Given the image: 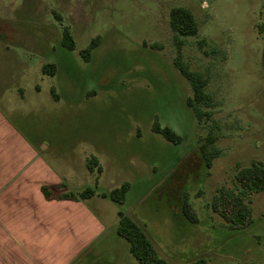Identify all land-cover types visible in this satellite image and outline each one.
I'll return each instance as SVG.
<instances>
[{
	"label": "rangeland",
	"instance_id": "obj_1",
	"mask_svg": "<svg viewBox=\"0 0 264 264\" xmlns=\"http://www.w3.org/2000/svg\"><path fill=\"white\" fill-rule=\"evenodd\" d=\"M174 7L188 8L199 25L196 36L181 38V51L213 98L211 107L198 105L210 113L202 119L175 65ZM263 16L264 0H0V67L26 92L20 99L8 88L2 100L15 104L11 117L39 148L49 147L54 163L94 155L107 186L129 182L117 209L151 226L152 217L169 221L190 205L209 239L199 250L177 249L182 260L169 264H192L195 256L207 264H264V191L247 198L254 224L246 229L230 228L211 208L219 188L238 189L239 168L264 165ZM67 27L74 50L62 42ZM98 36L86 60L81 52ZM48 63L57 65L55 75L43 72ZM0 83L10 84L3 69ZM156 122L182 141L155 132ZM209 136L220 153L207 169L199 148ZM174 220L180 233L190 226Z\"/></svg>",
	"mask_w": 264,
	"mask_h": 264
},
{
	"label": "crops",
	"instance_id": "obj_2",
	"mask_svg": "<svg viewBox=\"0 0 264 264\" xmlns=\"http://www.w3.org/2000/svg\"><path fill=\"white\" fill-rule=\"evenodd\" d=\"M2 69L10 86L0 83V264H140L129 243L118 235L121 210L117 203L100 195L117 186L105 184L108 179L102 162L95 156L103 167L97 175L88 170L91 156L86 154L57 163L49 159L45 155L49 147L39 148L11 117L15 104L2 100L8 88L20 99L26 96L22 85H11L13 71ZM44 187L51 197L45 195ZM88 187L97 193L82 200L59 198ZM127 214L145 226L167 264L182 260L175 254L177 249L199 245V250L209 239V229L192 211L193 220L185 210L176 211L168 216L169 221L164 215L152 217L148 220L151 226L134 212ZM177 217L190 224L182 227L184 232H179ZM182 253L186 256L188 251Z\"/></svg>",
	"mask_w": 264,
	"mask_h": 264
},
{
	"label": "trees",
	"instance_id": "obj_3",
	"mask_svg": "<svg viewBox=\"0 0 264 264\" xmlns=\"http://www.w3.org/2000/svg\"><path fill=\"white\" fill-rule=\"evenodd\" d=\"M170 27L175 34V41L179 50L175 65L190 82L193 91L192 96L188 98V105L195 109L200 119H202L204 115L210 116V113H203L198 108L200 104H204L208 107H211L213 104L212 96L206 93L205 90L207 80L199 72L189 68L182 59L181 51V46L183 44L181 38L196 36L199 32V25L193 13L188 8L174 7L170 11ZM258 32L264 35V16L263 22L258 25ZM100 41L101 37H96L92 40L90 46L81 52L86 60H89L91 52L98 47ZM62 42L69 50H74L76 48L74 38L68 27L64 29ZM56 71L57 65L55 63H48L43 66V72L45 74L55 75ZM153 130L163 135L170 142L180 143L182 141V137L174 130L167 126L163 127L158 122L153 125ZM215 140L214 137L209 136L204 139V142H202L199 148L207 169L212 168L214 159L218 157L220 153L218 149L213 147ZM87 168L97 175L103 172V167L95 156H91L87 160ZM236 183L238 189H231L224 186L219 188L217 193L213 196L211 208L230 228L246 229L254 224L253 209L247 198L264 191V165L261 163H253L250 166L239 168L236 173ZM130 188V183L124 182L121 186L114 188L110 192L101 193L100 195L102 197H108L117 204H123ZM43 190L47 197H51V191L47 187H44ZM96 193V188L88 187L77 194L72 192L64 193L60 195L59 198L82 200L92 197ZM189 206L185 204L184 210L189 213V218L193 220ZM119 217L120 220L117 228L118 235L129 243L131 254L140 264H167V261L160 256L144 225L123 211L119 212ZM192 264H207V261L205 258H200Z\"/></svg>",
	"mask_w": 264,
	"mask_h": 264
}]
</instances>
